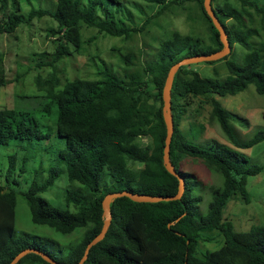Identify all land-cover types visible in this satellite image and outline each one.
Returning a JSON list of instances; mask_svg holds the SVG:
<instances>
[{
  "label": "trees",
  "instance_id": "obj_1",
  "mask_svg": "<svg viewBox=\"0 0 264 264\" xmlns=\"http://www.w3.org/2000/svg\"><path fill=\"white\" fill-rule=\"evenodd\" d=\"M142 1L161 10L153 12L141 26L133 27L122 22L126 21L121 17L133 21V15L121 0H56L53 9L32 6L27 13L22 5L23 2L32 5L31 0H24L18 6L13 2L16 10L0 20V35L12 34L35 18H52L57 27L50 29L48 36L54 38L55 52L46 65L55 68L57 63L83 48V26L96 28L110 37L131 39L181 0ZM194 1L209 25L210 43L201 37L176 32L160 44L154 61L124 77L112 69H103L101 79L78 78L60 88V79L53 72L47 78L37 77L39 93L20 96L23 102L19 106L0 109V147L15 141H47L53 136L65 144L59 152L62 168L51 167L45 182L34 181L26 192L11 186H19L14 176L19 157L9 155L6 175L9 186L6 189L0 185V264L11 263L25 249L40 250L60 264H78L87 245L103 228L102 203L108 194L130 191L170 197L178 193L179 181L164 165L166 79L171 67L181 60L224 48L205 10V0ZM215 1L212 0V6L229 36L231 54L237 44L247 54L244 64L229 61V56L222 59L227 61L230 72L224 81H207L190 67H182L175 75L172 88L175 131L170 159L185 178L186 192L180 201L154 204L136 203L126 197L114 200L111 227L105 239L91 249L84 264H264V226L238 232L224 217L234 197L240 195L248 202V177L263 170L262 166L251 164L241 150L263 142L264 130L249 142L239 141L231 123L236 116L218 100L236 96L250 85L264 96V40L261 48L253 46L251 39L258 33L248 28V23L255 25L258 15L264 23V5L263 0H238L241 7L229 2L215 6ZM105 4L116 6V14L106 9ZM123 13H128V18ZM135 58L128 54L124 61L134 66ZM8 83L0 67V88ZM194 98H204L211 106V118L218 122L233 147L202 148L187 140L181 125ZM142 139H148L149 143H143ZM187 158L200 159L206 168L223 177V185L212 189L208 213L202 218L197 217L201 199L194 193L196 176L182 169ZM23 161L25 164L26 158ZM63 173L71 184L78 185L65 194L66 210L52 206L41 196ZM19 194L27 201L34 224L64 235L85 229L83 236L65 252L56 242L19 233L16 229ZM207 243H215L218 248L206 249ZM18 264L50 263L30 253Z\"/></svg>",
  "mask_w": 264,
  "mask_h": 264
},
{
  "label": "rangeland",
  "instance_id": "obj_2",
  "mask_svg": "<svg viewBox=\"0 0 264 264\" xmlns=\"http://www.w3.org/2000/svg\"><path fill=\"white\" fill-rule=\"evenodd\" d=\"M22 1L0 0V20L16 10L13 2L18 6ZM31 1L32 5L23 2V12H29L32 6L53 9L56 2V0ZM121 1L133 15V21L121 17L127 22L122 21L127 27L141 26L153 12L161 10V7L149 5L142 0L141 2ZM226 2L241 7L238 0H216L214 5L220 6ZM261 4L264 5V0ZM104 6L115 13L116 6L106 4ZM123 11L125 12V9ZM122 15L128 18V13ZM255 19V25L248 23V28L258 33L251 39V43L261 48L264 40V23L259 15L255 16ZM56 27V22L50 17L35 18L30 25H22L12 34L0 35V67L3 68L9 82L6 87L0 88V109L19 106L23 102L20 96L39 93L36 83L38 76L47 78L55 72L60 79V88L67 81L78 78L101 79L103 69H112L114 73L124 77L126 73L138 68L142 69L154 61L160 44L172 38L176 32L184 36L201 37L206 43H210L211 38L209 25L198 3L194 0H181L169 6L164 14L153 19L144 31L135 34L131 39L110 37L100 33L96 28L83 26L81 31L83 48L78 53L73 52L72 56L64 58L54 68L46 65V62L52 59L51 55L55 52L54 38L49 37L48 32ZM43 53L49 56L42 58L40 55ZM128 54L136 56L134 66L127 65L124 61ZM246 54L247 50L237 44L234 52L228 55V60L244 64ZM187 67L198 72L201 78L207 81H224L230 76L226 60H219L213 64L196 63ZM218 100L224 108L236 116L231 123L239 141L249 142L259 131L264 130V96L258 94L254 85H250L236 96L218 98ZM211 110V106L204 98L191 99L190 111L181 125L187 140L202 148H219L224 145L233 147L218 122L211 118ZM142 141L145 144L149 143L148 139ZM64 146V141L53 136L47 141H15L7 147H0V185L6 189L9 186L6 175L9 155L12 154H17L19 157L18 170L14 174L19 186L14 184L11 186L16 187L19 192H26L34 181L44 183L51 167L62 168L63 162L59 158V152ZM241 151L250 158L251 164L262 166L263 170L260 174L248 177V202L240 195L234 197L229 202L224 217L234 224L238 232H248L253 227L264 226V141ZM22 167L23 171L20 170ZM182 169L196 176L194 193L201 199L197 217L202 218L208 213L212 201V189L223 185V177L206 168L200 159L187 158L182 164ZM77 186L71 184L67 175L63 173L54 186L41 196L52 206L66 210L65 194L68 189ZM17 199L16 229L19 233H28L56 242L65 252H68L70 246L83 236L85 229L64 235L52 228L34 224L24 196L19 194ZM204 247L214 250L218 245L207 243Z\"/></svg>",
  "mask_w": 264,
  "mask_h": 264
},
{
  "label": "water",
  "instance_id": "obj_3",
  "mask_svg": "<svg viewBox=\"0 0 264 264\" xmlns=\"http://www.w3.org/2000/svg\"><path fill=\"white\" fill-rule=\"evenodd\" d=\"M204 7H205V10L208 16L211 18L213 25L215 26V28L218 30L220 34V40L223 43L224 48L220 52H216L212 54H199L193 57L185 58L181 60L180 62L176 63L174 66L171 67L169 71V74L167 76L166 83L164 86V90H163V102H164L163 115H164V121L167 127V137H166V144H165V149H164V165H165L166 170L171 175H173L174 177L178 179L179 181L178 193L170 197L150 196V195L132 193L130 191H122L118 193L108 194L102 203L103 212H104L103 228L100 234L96 236L87 245L84 256L78 264H84L89 257V253L91 249L105 239L111 227V224H112L113 216H112V211H111V204L114 200L126 197L136 203H153L154 204V203H159V202L180 201L186 192L185 178L177 172L175 166L173 165L170 159L171 143H172V139H173L174 131H175L174 117L172 113V88H173L174 78H175L176 73L182 67H187V66H190L196 63L216 62V61L222 60L223 58L227 57L232 52V47L230 45L229 36L224 26L220 22L219 18L217 17L215 10L213 9L212 0H205ZM30 253H34V254L41 256L46 262L50 264H60L57 261H55L52 257H50L48 254L40 250H36V249L23 250L9 264H18L22 258H24L26 255Z\"/></svg>",
  "mask_w": 264,
  "mask_h": 264
}]
</instances>
